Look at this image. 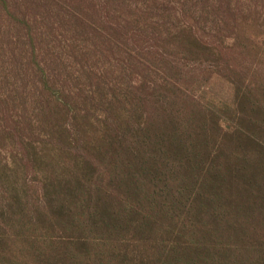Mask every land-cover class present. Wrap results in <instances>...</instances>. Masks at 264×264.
Returning <instances> with one entry per match:
<instances>
[{"label": "trees", "instance_id": "obj_1", "mask_svg": "<svg viewBox=\"0 0 264 264\" xmlns=\"http://www.w3.org/2000/svg\"><path fill=\"white\" fill-rule=\"evenodd\" d=\"M238 3L0 0V48L29 42L0 56V140L37 122L68 161L0 180V264H264V92L210 20Z\"/></svg>", "mask_w": 264, "mask_h": 264}, {"label": "rangeland", "instance_id": "obj_2", "mask_svg": "<svg viewBox=\"0 0 264 264\" xmlns=\"http://www.w3.org/2000/svg\"><path fill=\"white\" fill-rule=\"evenodd\" d=\"M238 4L228 5V10L224 6L212 5L210 20L216 18L217 14L225 15L227 27H231L230 47L226 49L227 51L223 55V59L232 64L233 69L230 71L236 73L231 77V80L237 85L244 86L247 89L243 88L245 91L250 89L264 92V0H240ZM202 6L200 5V7ZM231 25H234L235 29ZM23 29L19 28L17 34L11 35V40L18 49L3 48L2 50L0 48L2 50L0 56L5 54L6 57L12 51V54L26 62L29 42L27 37L23 35ZM52 47L50 45V51L53 50ZM37 50L41 55L43 54L40 49ZM39 57L42 56L39 55ZM62 57L65 58V56ZM54 66L55 73L58 75L57 61ZM30 89L32 90V88ZM1 90L0 100L8 98V95L3 94ZM9 96L12 95L9 94ZM12 103H7V107L4 109L5 115H11L13 119L21 120L23 118L21 108H17V103ZM2 114L3 110L0 109V118L3 116ZM34 123L33 129H27L23 133L22 140L17 141L14 137L7 138L8 136L0 140V180L3 182L22 184L23 182L30 183L31 180L42 181L46 178L44 169H50L52 161L54 168L60 169V171L68 169L67 157L61 155L57 150V152L55 151L48 131L43 125ZM65 123L64 120L59 122L62 130L61 124L64 125ZM59 154L64 158L61 163L59 162ZM28 167L34 169L33 174H26ZM60 179L65 178L61 177Z\"/></svg>", "mask_w": 264, "mask_h": 264}]
</instances>
